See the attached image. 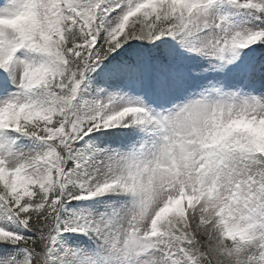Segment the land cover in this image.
Masks as SVG:
<instances>
[{
    "label": "snow or ice",
    "instance_id": "snow-or-ice-1",
    "mask_svg": "<svg viewBox=\"0 0 264 264\" xmlns=\"http://www.w3.org/2000/svg\"><path fill=\"white\" fill-rule=\"evenodd\" d=\"M0 264H264V0H0Z\"/></svg>",
    "mask_w": 264,
    "mask_h": 264
}]
</instances>
